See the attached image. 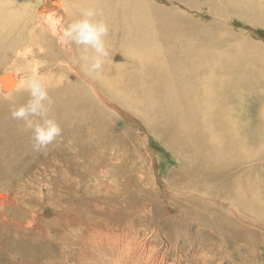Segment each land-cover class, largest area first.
I'll use <instances>...</instances> for the list:
<instances>
[{
	"label": "rangeland",
	"instance_id": "rangeland-1",
	"mask_svg": "<svg viewBox=\"0 0 264 264\" xmlns=\"http://www.w3.org/2000/svg\"><path fill=\"white\" fill-rule=\"evenodd\" d=\"M153 2L167 12L178 10L180 14L154 16L156 23L180 27L184 14L190 18L185 22L189 31L204 26L202 32L209 42H201L202 61L208 75L220 82H215L217 91L210 89V97L218 100V106L211 115H205L206 123L200 118L188 124L197 121V125H206L216 133L201 136L206 146L199 153L197 165H222L234 152L247 147L248 134L243 127L248 122H253L251 127L256 132L264 129V102L258 103V90L256 98L240 96L238 105L244 108V116L239 121L237 138L242 142L235 145L229 115L231 97L229 91L223 94L225 87L228 89L227 79L238 72L251 78L255 89H264V61L260 60L264 26L253 24L255 18L264 19V0H223L217 4L228 6L230 14L237 6L255 8L253 22L238 14L216 19L214 0L204 6L202 0H195V7L176 0ZM13 4L14 0H0V8L12 10ZM70 8L76 17L79 10ZM19 15L20 12L15 18ZM1 20L13 22L5 15ZM118 56L114 62L123 64V58ZM9 71L17 78L22 68ZM120 95L125 96V105L116 104L108 112L110 117L95 126L96 138L54 141L47 148L49 154L45 150L41 159L29 162L19 176L0 173V233L5 235V256H19L27 263L26 257L34 264H125L137 252L132 264L150 263L153 254L160 259L157 264H264V227L233 224L225 213L202 206L206 195L215 197L208 186V171L197 176L191 166L181 167L175 145L178 135L174 129L166 131L161 122L163 105L143 108V115L156 126L152 128L133 110L135 97ZM25 143H5L0 149L12 147V153H31ZM263 145L264 139L254 146L261 152ZM0 162L6 170L20 169L22 165L17 155ZM260 168L264 183V167ZM183 182L185 185L179 187ZM226 184L221 183V198L227 194L228 201L242 205L240 213L264 224L261 195V199L248 192L231 195ZM186 190L190 192L183 194ZM176 197H183L179 201L182 208L174 205Z\"/></svg>",
	"mask_w": 264,
	"mask_h": 264
},
{
	"label": "bare ground",
	"instance_id": "bare-ground-1",
	"mask_svg": "<svg viewBox=\"0 0 264 264\" xmlns=\"http://www.w3.org/2000/svg\"><path fill=\"white\" fill-rule=\"evenodd\" d=\"M109 1H113V4L110 5ZM176 1H183L190 7H195L197 3L195 0ZM211 1L213 0H202L201 6ZM222 2L223 0H214L215 18L220 16L225 19L230 18L232 14H238L253 22L255 8L237 6L230 14V9L225 4L224 8L217 6ZM156 5L153 0H128L127 2L120 0H14L12 10L0 8V19L5 15L12 17L13 20V22L0 21V147L5 143L26 142L25 144L31 149V153L24 151L22 155L21 151L18 153L17 150L12 153V147L0 149V161L8 158L12 160L16 155L22 160L20 169H3V164L0 162V173L6 171L19 176L24 166L33 160H40V154L45 152H34L31 131L24 127L23 122L13 120L10 115L12 105L23 104L28 99L27 92L21 89L20 82L30 75L31 69L35 66L38 68L39 75L50 86V95L55 101L52 115L57 118L63 129L56 141L96 138L95 126L103 118L110 117L108 112H111L116 104L125 105V96H121L120 92L135 97L133 110L146 121H149V118L145 116V113L143 115V108L162 104L163 127L166 131L174 129L178 135L175 145L181 167L187 165L190 168L191 166L197 176L204 175L208 171V186L216 200L206 195L202 206L206 205L210 210L216 208L225 213L231 218L229 221H233V224L245 223L264 227L263 223L240 213L238 209L241 210L242 205L234 200L228 201L227 194H223L221 198L222 188H220L223 181L227 183L228 194L241 196L248 192L252 196L258 195V199L261 195L262 205H264V183H261L260 178V167H264V149L259 152L254 146L264 139V135L261 136L264 129L256 132L251 127L253 122H248L243 127L248 134L245 141L246 149L242 148L239 152H234L231 158L222 162V165L218 164L211 168L207 165H197L199 153L206 146V140L201 136L216 133L210 132L206 125L203 127L197 125V121H194L192 125H189L188 121L201 118L206 123L208 118L205 115H211L213 108L218 106V100L210 97V94L213 95L210 89L216 90L215 82L218 84L220 82L208 75V69L204 67L205 63L202 61L201 53L204 54L202 45L204 42H209L203 35L204 26L200 25L196 29L198 22L194 28L196 30L189 31L186 29L188 23L185 24V22H188L190 18L184 14L183 19H180V27L171 28L169 24L156 23L158 20L154 22V16L164 13L168 16L180 15L178 10L167 12ZM71 6L77 8L79 12L82 8L96 7L103 12L109 25L108 46L112 58L107 61L101 74L86 75L82 62H79L82 49L75 45L69 49L63 47L58 41L61 29L70 19L75 18L73 17L75 11L71 13ZM19 12L20 15L15 18ZM79 12L75 13L76 17ZM262 16H264L263 12ZM253 24L264 26V19L255 18ZM164 39L169 41L165 43ZM260 54V60L264 61V51L261 50ZM118 55L123 58V64L114 62ZM30 62L32 67L29 66ZM18 68H22V71L16 78L9 70ZM105 77L111 78L108 80ZM225 86L228 89L225 87L223 94L229 91L231 97L229 102V115L233 119L231 137L235 145H239L242 142L240 138H237L241 130L239 121L244 116V108H240L238 100L242 95L251 98L257 96L258 103L260 104L261 101L263 103L264 89L262 87L255 89L252 79L241 72L231 74ZM257 90L258 94L255 96L254 93ZM221 94L219 92V96ZM208 98L211 100H207ZM164 100L167 101L166 104L162 103ZM166 108L169 110L166 111ZM149 125L152 128L156 127L151 122ZM221 151L223 154V149ZM46 152L49 154L48 149ZM232 180L234 184H230ZM184 185L185 182L179 187ZM177 191L181 192L179 189ZM186 192L190 191L186 190L182 193L186 194ZM183 197L174 198V205L179 204L182 208V202L179 201ZM128 211L132 212V210ZM4 236L0 233V264H25L26 262L19 256H5ZM135 254L130 255L128 257L130 260L124 263L132 264ZM155 255H151L150 263L146 264H157L160 259ZM24 259L27 260L26 264H34L33 260L26 257ZM40 264H46V262Z\"/></svg>",
	"mask_w": 264,
	"mask_h": 264
},
{
	"label": "clouds",
	"instance_id": "clouds-1",
	"mask_svg": "<svg viewBox=\"0 0 264 264\" xmlns=\"http://www.w3.org/2000/svg\"><path fill=\"white\" fill-rule=\"evenodd\" d=\"M109 32L103 12L96 7H87L61 29L58 41L63 47L71 49L75 45L82 49L79 62H82L85 74L92 76L103 73L107 61L112 58L108 46ZM20 86L27 92L28 99L23 104L11 106V118L23 122L31 131L35 151H45L63 131L52 115L55 101L50 95V86L35 66Z\"/></svg>",
	"mask_w": 264,
	"mask_h": 264
}]
</instances>
